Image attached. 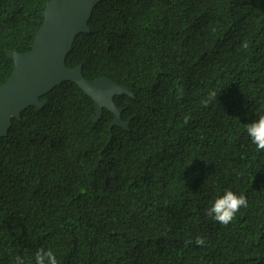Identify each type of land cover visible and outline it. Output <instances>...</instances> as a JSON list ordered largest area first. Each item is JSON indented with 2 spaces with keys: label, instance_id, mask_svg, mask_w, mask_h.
I'll list each match as a JSON object with an SVG mask.
<instances>
[{
  "label": "trees",
  "instance_id": "trees-1",
  "mask_svg": "<svg viewBox=\"0 0 264 264\" xmlns=\"http://www.w3.org/2000/svg\"><path fill=\"white\" fill-rule=\"evenodd\" d=\"M50 0H0V85ZM72 82L0 138V264H264V0H103Z\"/></svg>",
  "mask_w": 264,
  "mask_h": 264
},
{
  "label": "water",
  "instance_id": "water-1",
  "mask_svg": "<svg viewBox=\"0 0 264 264\" xmlns=\"http://www.w3.org/2000/svg\"><path fill=\"white\" fill-rule=\"evenodd\" d=\"M103 0H50L42 13L43 23L38 29L31 50L27 53L9 52L13 70L5 83L0 85V138L5 137L12 119L20 120V114L28 107L42 109L47 100L40 98L63 82L78 86L95 105L97 123L103 109L113 119L108 130L114 126L129 130L132 117L122 119V107L115 104L114 97L133 93L107 77L86 79L82 65L68 67L65 63L76 37L90 33L89 21L94 8Z\"/></svg>",
  "mask_w": 264,
  "mask_h": 264
},
{
  "label": "clouds",
  "instance_id": "clouds-1",
  "mask_svg": "<svg viewBox=\"0 0 264 264\" xmlns=\"http://www.w3.org/2000/svg\"><path fill=\"white\" fill-rule=\"evenodd\" d=\"M123 86V85H122ZM129 89V88H128ZM126 95V94H125ZM128 96V95H127ZM133 96H134V94H133ZM129 97V96H128ZM131 98V97H130ZM123 108V107H122ZM123 111V110H122ZM132 119V118H131ZM131 121V120H130Z\"/></svg>",
  "mask_w": 264,
  "mask_h": 264
}]
</instances>
